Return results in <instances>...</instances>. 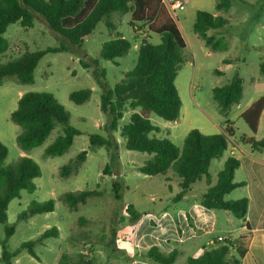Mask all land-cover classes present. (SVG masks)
<instances>
[{"label":"rangeland","instance_id":"1","mask_svg":"<svg viewBox=\"0 0 264 264\" xmlns=\"http://www.w3.org/2000/svg\"><path fill=\"white\" fill-rule=\"evenodd\" d=\"M216 1L182 0L185 9L171 11L187 44L184 51L185 63L175 82L182 100V109L180 118L175 122L152 115L153 123L161 128V132L151 134L150 137L169 138L176 146L181 147L185 137L193 129L209 136L223 132L226 126L233 127L235 136L232 140L243 149L238 151L243 157V165L235 179H260L264 170L255 166L252 174L248 161L251 157L264 160V151L253 153L252 148L242 143L241 139L264 137V114L256 134L240 114L264 95V77L259 66L264 60V0H232V7L226 12L217 11ZM199 10L228 21L223 29L210 30L207 33L210 38L212 36L220 41L218 51L207 47L204 39L194 31ZM114 22L117 24V32L132 44L128 55L115 62L100 57L102 45L117 35L110 32L104 22L98 24L96 30L79 48L72 47L64 37L51 30L46 20L38 14L32 29L26 30L16 23L10 25L4 35L11 47L7 53L0 55L2 63L13 60L26 51L35 52L61 46L66 48L64 52L47 54L38 61L32 84L23 85L14 79H7L0 86V142L8 149L5 165L16 164L20 157L26 156L35 160L41 168V176L34 180L36 190L22 191L21 197L14 199L8 207L7 222L0 224V257L3 256V243L6 244L8 252L18 251L15 256L10 257L11 264H59L62 254L73 257L82 255L93 264H128L124 257L120 260L119 256L122 255L118 248V234L116 244L111 246L113 231L121 229L129 221L125 207L132 204L139 210H155L161 207V200L164 205L172 204L173 200L170 201V198L179 192L177 185L172 184V194L169 184L164 182L162 176H147L138 171L139 167L151 159V155L125 148L121 130L129 123L133 110H126L117 131L110 133L106 130L109 118L101 112L100 107L104 89L93 76L94 66L85 69L81 61L92 63L98 59L99 68L106 70L107 87L112 89L124 78L125 73L135 67L138 48L143 38H148L155 45L161 43L160 36L151 34L147 25L137 24V33H134L129 15L115 14ZM235 73H239L244 80V95L240 104L234 105L229 115L224 116L213 99L212 89L226 85ZM85 88L92 91L88 102L77 105L70 100L72 92ZM29 92L51 93L68 111L70 125L80 134L75 137L72 147L65 155L56 158L43 156L45 148L63 133L60 127L43 146L32 151L24 152L17 145L16 137L21 128L12 122L11 113L17 109L19 99ZM227 121L231 124L226 125ZM94 134L112 137L118 142L120 161L111 168V174L104 172L106 165L110 163V152L106 148H90V136ZM82 151H88L86 162L78 172L62 177L61 168ZM228 156L229 151L224 154L223 159L211 163L212 184L217 182L218 173L223 169L224 160ZM115 179H124L129 187L123 192L120 201H116L113 195L112 182ZM206 181L204 179L196 183L192 187L193 191L204 192L207 188ZM95 189L102 196L89 199L84 206L80 205L74 211L67 210L61 199L66 192ZM243 196H246L245 188H238L226 199L238 200ZM49 200H55L53 212L32 216L27 221L18 219L33 202L43 203ZM220 213L223 215L225 212ZM80 219H84V222H80ZM233 219L235 225L243 224L241 220ZM222 223L219 219V224ZM9 227H14L15 230L7 237L6 228ZM53 227L58 228L59 237H51L38 243L34 248L36 256H32L28 250H21L22 244L39 239L42 233ZM72 235L91 243L87 246L71 247L69 238ZM113 253L117 258L112 256ZM185 261L180 258L177 264H186ZM0 264L6 263L0 260Z\"/></svg>","mask_w":264,"mask_h":264},{"label":"trees","instance_id":"2","mask_svg":"<svg viewBox=\"0 0 264 264\" xmlns=\"http://www.w3.org/2000/svg\"><path fill=\"white\" fill-rule=\"evenodd\" d=\"M232 0H217V11H228L232 7ZM42 16L51 30L64 37L72 47H81L85 39L104 22L110 32H115V38L104 43L100 57L103 60L115 62L124 58L132 49V44L120 32L114 22L115 14H131L130 26L137 33L136 25H147L151 34L160 36L161 43L155 45L148 38H143L138 48L135 67L124 74V78L112 89L106 84V70L99 68V60L92 63L81 61L85 69L94 66L93 76L104 89L101 97V112L109 118L106 130L113 133L118 130L120 121L127 109L134 113L130 121L121 130V137L125 141V148L130 151L147 153L152 156L138 171L147 176H167L169 173L179 179L180 193L174 202L181 201L191 191V187L207 179L210 185V169L214 160H219L228 150L230 138L235 136L233 127L226 126L222 133L205 135L197 129L191 130L185 137L181 147L176 146L169 138L157 139L151 134L161 132V128L152 121L155 115L165 121L175 122L180 118L182 100L176 87V78L182 69L187 48L175 20L169 15L168 8L162 0H0V55L10 50V43L4 36L12 24H20L26 30L32 29L36 15ZM228 25V21L221 17L212 16L207 12L198 11L194 24V31L205 41L206 46L214 51L220 50V41L208 36L210 30H221ZM66 51V48L55 47L35 52L26 51L15 59L0 62V86L7 79H14L19 84H32L34 73L40 61L47 54ZM260 73L264 77V60L260 63ZM222 75V74H221ZM243 78L235 73L233 78L224 86L213 88V99L217 102L219 112L228 116L234 105L240 104L243 95ZM92 91L83 89L72 92L70 100L82 105L90 100ZM264 114V95L256 100L241 115L253 133H257L260 120ZM13 123L21 128L16 142L24 152L32 151L44 145L51 134L58 128L63 133L49 144L43 153L44 158H56L65 155L80 133L70 125V115L62 104L48 92H29L18 101V106L11 113ZM231 124L227 121L226 125ZM242 143L249 145L253 151L264 150V137L261 139L243 137ZM90 148H106L110 152V163L104 172L111 174V168L120 161L118 142L100 134L90 136ZM8 149L0 142V224L8 220L10 203L21 197L26 190L34 192V180L41 176L39 164L32 158L22 156L18 162L6 166ZM88 151H82L73 160L61 168V176L68 177L78 172L86 162ZM240 161L229 157L223 169L218 173L217 183L202 194L195 202L212 211H228L236 219L246 222L249 200L244 197L238 200H227L226 197L237 188L244 187L245 182H236L235 174L240 168ZM167 181L171 179L167 178ZM114 199L120 201L126 190L123 179L112 182ZM102 193L95 190L66 192L61 199L69 211L85 205L89 199L101 197ZM55 210V200L38 203L33 202L18 219L27 221L39 214L51 213ZM125 214L130 224H136L143 217L133 205L125 207ZM190 224L193 225L189 216ZM84 222V219H80ZM247 227L249 225L247 224ZM15 228H6L8 237ZM118 231V230H117ZM113 231L111 246L116 244L117 232ZM59 230L53 227L36 240L22 244L21 250H28L36 256L35 246L51 237H59ZM103 242V241H100ZM91 242L72 235L69 238L71 247L87 246ZM231 241L215 246L199 258H191L186 264H241L239 259L231 256ZM1 261L11 264L10 257L17 252L10 253L5 243L2 245ZM114 252V251H113ZM179 256L178 251L167 253L160 247L153 246L139 251L131 260H139L149 264H174ZM59 264H93L82 255L75 257L62 254Z\"/></svg>","mask_w":264,"mask_h":264},{"label":"crops","instance_id":"3","mask_svg":"<svg viewBox=\"0 0 264 264\" xmlns=\"http://www.w3.org/2000/svg\"><path fill=\"white\" fill-rule=\"evenodd\" d=\"M162 1L168 8V1L171 2L173 0ZM169 12V15L172 16L170 10ZM127 15L131 18V14ZM227 151H229V156L227 158H237L241 164L240 168H242L243 157L240 154L241 152L239 153L238 151H243V149L237 142L233 141L232 138H230V144ZM252 152L254 153L257 151ZM223 157L221 159H223ZM227 158L224 160V163ZM248 162L251 168L250 171L252 170V174L254 173L253 170L255 166H259L262 170H264V160L251 157ZM237 172L235 174V178L237 176ZM263 174L264 171L260 174V179H235L236 182L246 183V185L241 188H245L246 192V196H243V198L246 197L249 200L246 222H243L242 225H235L233 219L235 217L228 211H224L225 213L221 215L220 211L208 210L195 202L198 195L204 193L209 186H213L217 182L212 184V179H210L209 185L206 181L207 188L204 192L199 193L193 191L192 187L195 185L194 184L187 196L179 202H174V198L181 191L179 179L176 178L173 173H169L167 176H162L164 182L169 184V190L172 194V184L177 185L179 192L177 191L175 196L170 198V201L173 200L172 204L164 205L163 200H161V207H158V209L155 210H139L133 205L140 213H143V217L136 224H130L128 221L121 229H118V237H120L118 248L120 250V255H122L119 256L120 260L124 257V261L128 264H149L143 261L131 259L139 251L147 250L157 245L167 253L178 251L179 256L174 263L177 264L180 258H183L186 261L191 258L196 259L201 257L206 250L222 245L226 241H231V256L239 259L241 264H264ZM167 178L171 179V181H167ZM124 185L126 190H128L129 187L126 186L125 181ZM189 216L192 219L193 225L190 224ZM219 219L223 221L222 224H219ZM247 224L249 227H247ZM220 237L224 240L219 241L218 238ZM114 255L115 253H113L112 256L117 258V256ZM107 256L110 257L111 255Z\"/></svg>","mask_w":264,"mask_h":264},{"label":"built area","instance_id":"4","mask_svg":"<svg viewBox=\"0 0 264 264\" xmlns=\"http://www.w3.org/2000/svg\"><path fill=\"white\" fill-rule=\"evenodd\" d=\"M185 9V5L181 0H173L171 2L168 1V10L175 12L176 10L183 11ZM219 241H223V238H218Z\"/></svg>","mask_w":264,"mask_h":264}]
</instances>
